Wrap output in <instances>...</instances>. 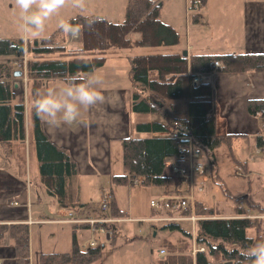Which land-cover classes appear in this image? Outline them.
<instances>
[{
  "label": "trees",
  "instance_id": "1",
  "mask_svg": "<svg viewBox=\"0 0 264 264\" xmlns=\"http://www.w3.org/2000/svg\"><path fill=\"white\" fill-rule=\"evenodd\" d=\"M207 0H202V5ZM100 16H76L69 22L79 25L81 33L78 45H68L66 34L59 28L49 36L39 40L0 39V57L8 58L0 62V143L10 151L14 141L24 142L26 138L25 98H20L14 88L15 62L26 55L27 78L32 81V98H37L45 83L53 80L64 82L77 73L88 76L103 68L107 54L136 45L171 48L179 44L180 35L176 29L161 20V4L156 0H128L124 19L114 23L103 18V22L88 27V22ZM197 15H194V19ZM136 31L140 38L132 40L128 36ZM220 62L214 68L211 63ZM129 77L133 92L131 109L134 114L152 115L162 121L137 122L134 131L140 136H130L122 140L123 174L111 175L108 186L130 185L139 179V184L155 187L160 194L174 193V183L165 174L168 158L183 164L187 140L173 136H152L169 133L174 123H180L186 131L182 136L191 137L203 151L212 152L210 168L212 179L220 187L224 196L235 202L234 214L225 218L220 211L208 205L206 200H197L194 237L190 232H182L187 241L178 245H167L168 255L158 264H248L241 253H245L255 243L264 241V219L243 218L247 207L257 213H264V205L256 201L251 193L234 196L219 174L214 152L221 146L229 148L232 160L242 164L233 152V134H218L215 119V90L211 82L194 83L196 74L207 77L214 75H243L264 73V53H210L184 56L179 52L162 51L153 54L128 57ZM248 110L257 116L264 115V99H252ZM32 127L36 155L39 162L40 180L47 196L60 208L79 209L83 217L99 215L100 203L96 200H82L79 168L71 153L55 145L44 130L41 119L34 110ZM252 183H249L251 186ZM264 187V185H263ZM110 214L127 218L128 214L111 203ZM157 214L153 211V215ZM85 229L83 226L80 227ZM171 231L181 230L179 224L165 225ZM112 245H116L119 227L115 224ZM76 229H73L71 264H94L102 257L103 244L95 248L82 249L77 245ZM29 225L16 223L0 225V243L9 237L16 253L17 264H30ZM253 233V234H252ZM192 240L206 251H196ZM64 259L61 253H43L40 264H57Z\"/></svg>",
  "mask_w": 264,
  "mask_h": 264
},
{
  "label": "crops",
  "instance_id": "2",
  "mask_svg": "<svg viewBox=\"0 0 264 264\" xmlns=\"http://www.w3.org/2000/svg\"><path fill=\"white\" fill-rule=\"evenodd\" d=\"M156 1L159 2L160 0ZM159 4L162 6L161 2ZM194 15H197L195 19ZM194 15L192 22L186 24L184 45L175 52L182 54L187 52L188 57L193 53H264V0H207L206 4L201 6ZM215 28H219V30L216 31V34H212L215 36L213 39L214 42L202 39V36L205 34L204 32L213 31ZM66 38L68 45L74 43V45L79 44V37L73 40L66 34ZM180 44L181 37L178 46ZM7 60L8 58H4L0 62ZM88 76L99 77L103 81L102 91L107 97L105 104L93 109H81V122L75 127L62 125L58 128H51L45 121H41L50 140L58 147L66 148L77 162L82 194L83 189H86L90 184L93 186L95 192L104 198L108 191L109 177L111 175L125 173V170L124 172L119 170V166L117 170L114 169V161L117 163L121 160L122 163V140L130 136H140L134 131L135 124L137 122L150 121V119L148 115L145 117L144 115L134 114L132 112L131 98L133 86L129 77V67H103ZM23 80L24 77L21 79V86L24 84L25 80ZM205 81L211 82L215 90L217 133L233 134L235 136L233 143L237 138H246L250 142L249 145L250 149L252 148V153H250L248 159L252 163L246 161L245 163L241 162L242 164L239 165L244 167L251 176H258L261 179L260 182L264 195V182L261 177L263 163L262 156L258 152L262 146L260 135L263 129V122L260 117L251 114L248 110V102L250 100L264 99V73L214 75L208 77ZM64 83L62 80L47 82L39 90L38 94H43L49 87H62ZM24 86L27 127V125L32 126L33 117L32 81H29L27 78ZM16 90H20V85L17 86ZM158 118L157 121H162L160 117ZM169 134L172 136L171 131ZM170 161H173V158L166 160V162ZM216 163L219 169V163ZM84 185H87L86 188ZM160 195L158 194V196ZM203 195H199L198 199L202 200V197L204 198ZM81 196L85 202L95 201L93 199H87L83 195ZM14 202H18L19 205ZM44 205L58 207L47 196L43 186L42 189L34 191L27 185V182H22L20 178L12 175L7 170L0 171V225L16 223L29 225L30 264H34L31 251L32 227L34 225L68 224L61 222V220L67 219L68 217L64 219H53L46 215H39L35 218L33 209ZM116 205L118 206L117 203ZM231 217L226 216L225 218ZM129 218L144 219L133 218L128 215ZM121 224H117L118 227ZM179 226L181 230L178 231L190 232L194 237L196 231L195 225L192 230H186L180 224ZM73 227L75 229L79 228ZM155 235H158L157 231ZM111 241L112 239L110 241L104 240L102 243L104 246L103 249L105 248L104 242L111 244ZM168 244L171 243L168 242ZM122 245L124 243L120 246ZM160 247L157 251L158 262L168 255L167 245H163L162 243ZM192 247V254L194 255L197 247L194 240H192ZM160 250H165L167 255L159 256ZM71 254H63L64 259L57 264H71ZM228 263L231 264L228 261H222L220 264ZM0 264H17L15 249L9 237H5L0 243Z\"/></svg>",
  "mask_w": 264,
  "mask_h": 264
},
{
  "label": "rangeland",
  "instance_id": "3",
  "mask_svg": "<svg viewBox=\"0 0 264 264\" xmlns=\"http://www.w3.org/2000/svg\"><path fill=\"white\" fill-rule=\"evenodd\" d=\"M159 2L162 3L161 20L177 30L181 37L180 46L176 45L167 48L136 45L132 48L120 49L117 50V52H110L107 54V62L104 67H130L128 62V57L130 56L153 54L166 50L175 52L184 45L186 24L192 22L193 15L197 12H188L186 0H160ZM127 3L128 0H87L84 10L73 8L70 5L66 6L61 9L59 14L54 15L46 22L44 33L38 36L26 37L19 30V11L15 6V0H0V39L40 41L59 28L58 22L60 19L68 20L79 15L100 16L105 17L111 22L120 23L124 19ZM217 30H219V28L204 32L205 34L202 36V39L214 42L213 39L215 36L212 34H216ZM128 37L135 41L140 38V34L133 31ZM3 59L4 57H0V60ZM17 70H21V68H17ZM22 77L25 79V76ZM22 77L17 79L14 78L13 82H17L20 85V90L18 91L19 97L25 98V89L23 88L25 87V81L23 80L24 84L21 86ZM144 116L147 117V115ZM148 118L150 120L159 119L157 116L151 115H148ZM152 136H170V134L157 133ZM249 143L250 142L246 138H237L232 145L233 152L240 162L245 163L247 161L248 163H252L248 159L250 153H252V148L250 149ZM11 147L10 152L5 145L0 143V171L7 170L12 175L20 178L22 182H27V185L34 191L42 189L39 162L36 155L35 139L31 125H27L26 127L25 141H15ZM203 152L202 160L208 169L202 179L205 186L204 198L202 197V200H206L208 205L216 208L224 217L232 216L234 214L235 202L224 196L220 187L216 185L212 179V171L209 165L213 157L212 152ZM229 152L228 147H220L215 152V161L219 163V174L223 176L231 193L234 196L247 194L249 188H252L251 193L254 199L264 205L261 179L258 176H251L248 178L237 177L236 171L239 169H242L245 173L248 172L244 167L231 159ZM114 162V169L117 170L119 166V170L124 172L121 160L117 163L116 161ZM250 182L252 183L251 186H249ZM86 186L87 185H84L85 188ZM107 190L105 197L110 206L113 200H116L115 202L118 204L119 208L133 218L151 217L153 215V209L150 205V201L160 194L158 188L147 187L141 184L134 186L113 184L112 186H108ZM82 195L87 199H93L99 203L104 200L102 195L96 193L93 186L90 184L86 189H83ZM14 203L18 204V202ZM243 203L246 204L245 202ZM33 210L35 218L39 215H46L53 219H64L69 217L71 213H79V209L60 208L54 205L49 207L45 205L42 207H35ZM253 214L258 215L255 212H253ZM180 225L186 230H192L194 226L191 221L182 222ZM164 226L165 223L163 222L148 221L121 224L119 226L120 232L117 245L112 246L109 242H104L105 248L102 251L101 260L94 264H157V251L161 248L160 244H172L177 246L178 241L179 243L182 241L188 242V240L185 239L184 233L180 231L171 232V230L164 228ZM73 228L72 225L68 224L34 225L31 230V251L34 264L40 263V256L42 253L71 254L73 250ZM76 231L77 245L82 247L83 243L89 239L91 233L80 227L77 228ZM156 231L158 235H155ZM168 242L171 244H168ZM122 243H124V245L120 246Z\"/></svg>",
  "mask_w": 264,
  "mask_h": 264
},
{
  "label": "built area",
  "instance_id": "4",
  "mask_svg": "<svg viewBox=\"0 0 264 264\" xmlns=\"http://www.w3.org/2000/svg\"><path fill=\"white\" fill-rule=\"evenodd\" d=\"M202 5V0H187L188 12H197ZM27 62L28 57L25 55L22 60L15 62V66L21 68L25 81L27 80ZM214 68L220 67V62L214 61L211 63ZM208 77L203 74H196L193 77L194 83L204 82ZM19 86L17 82H15ZM263 113V112H261ZM258 112L257 116L262 119L263 129L260 135L262 142L261 148L258 152L262 156L263 172L262 179L264 182V115L261 116ZM186 129L180 123H174L171 128L172 136L175 138H182L187 140V145L181 147L184 150L183 164L173 161L166 162L165 173L168 177H171L174 183L175 191L172 194H164L157 196L150 201V205L154 212L157 214L152 215L149 218L144 219H131L115 217L110 214L111 206L107 202L106 197L100 203L101 212L99 215L83 217L77 214H69L67 219L61 220L71 224L75 227H84L87 231H90L89 239L83 243L82 249L98 247L103 241H110L113 236V227L115 224H121L124 222H163L165 225L181 224L185 221H191L194 225L196 221L201 219L195 214L196 203L199 195L205 193V186L202 183V177L205 175L208 167L204 164L203 150L194 143L193 139L188 136H182V132ZM236 176L239 178H248L251 176L249 173H245L242 169L236 171ZM201 180V181H200ZM134 185L139 184V179L133 181ZM241 207L245 209L246 213L241 216L243 218H256L264 219L263 214H253V212L247 207L246 204L241 203ZM206 251L204 246H197L195 251ZM167 252L165 250L159 251V256H165Z\"/></svg>",
  "mask_w": 264,
  "mask_h": 264
},
{
  "label": "clouds",
  "instance_id": "5",
  "mask_svg": "<svg viewBox=\"0 0 264 264\" xmlns=\"http://www.w3.org/2000/svg\"><path fill=\"white\" fill-rule=\"evenodd\" d=\"M86 4L87 0H15L19 11V30L26 37L41 35L45 31L46 22L59 14L61 9L70 5L84 10ZM100 22H103L102 17L91 19L88 27L91 29ZM58 27L73 40L81 33L79 25L65 19L59 20ZM102 87L103 81L99 77L77 73L62 87H49L43 94H37V98L32 101V108L36 117L51 128L62 125L75 127L81 122V109H93L107 102ZM241 255L248 264H264V241L255 243Z\"/></svg>",
  "mask_w": 264,
  "mask_h": 264
},
{
  "label": "water",
  "instance_id": "6",
  "mask_svg": "<svg viewBox=\"0 0 264 264\" xmlns=\"http://www.w3.org/2000/svg\"><path fill=\"white\" fill-rule=\"evenodd\" d=\"M183 55H184V56H187V52H184ZM22 76H23V72H22L21 70H16V71L14 72V78H16V79H17V78H21ZM17 86H18V85L15 84V86H14L15 89L17 88ZM103 247H104V246H103Z\"/></svg>",
  "mask_w": 264,
  "mask_h": 264
}]
</instances>
